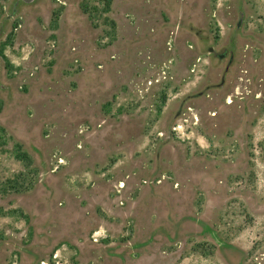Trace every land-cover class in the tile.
Returning a JSON list of instances; mask_svg holds the SVG:
<instances>
[{
	"label": "rangeland",
	"instance_id": "rangeland-1",
	"mask_svg": "<svg viewBox=\"0 0 264 264\" xmlns=\"http://www.w3.org/2000/svg\"><path fill=\"white\" fill-rule=\"evenodd\" d=\"M0 264H264V0H0Z\"/></svg>",
	"mask_w": 264,
	"mask_h": 264
},
{
	"label": "flooded vegetation",
	"instance_id": "flooded-vegetation-1",
	"mask_svg": "<svg viewBox=\"0 0 264 264\" xmlns=\"http://www.w3.org/2000/svg\"><path fill=\"white\" fill-rule=\"evenodd\" d=\"M229 102H231V100H230ZM120 186H121V185H120Z\"/></svg>",
	"mask_w": 264,
	"mask_h": 264
},
{
	"label": "trees",
	"instance_id": "trees-1",
	"mask_svg": "<svg viewBox=\"0 0 264 264\" xmlns=\"http://www.w3.org/2000/svg\"><path fill=\"white\" fill-rule=\"evenodd\" d=\"M108 2V1H107Z\"/></svg>",
	"mask_w": 264,
	"mask_h": 264
}]
</instances>
